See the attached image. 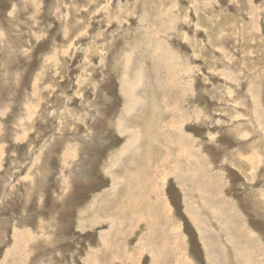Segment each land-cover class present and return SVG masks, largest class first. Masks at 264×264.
I'll use <instances>...</instances> for the list:
<instances>
[{
  "label": "rangeland",
  "instance_id": "rangeland-1",
  "mask_svg": "<svg viewBox=\"0 0 264 264\" xmlns=\"http://www.w3.org/2000/svg\"><path fill=\"white\" fill-rule=\"evenodd\" d=\"M173 120L264 264V0H0V264H240Z\"/></svg>",
  "mask_w": 264,
  "mask_h": 264
},
{
  "label": "bare ground",
  "instance_id": "bare-ground-1",
  "mask_svg": "<svg viewBox=\"0 0 264 264\" xmlns=\"http://www.w3.org/2000/svg\"><path fill=\"white\" fill-rule=\"evenodd\" d=\"M136 87H137V85L134 84L133 87H128L129 88L128 90L134 91V89ZM164 88H165L164 96L166 98V101H167V96H171V94L175 95V92H179L180 91V92L183 93V91H185V89H183V85L180 82H176L174 84V89L173 90L166 89V87H164ZM127 96H128V98H127V104L128 105H127L126 111L130 112L131 110H134V108H137L139 106V102L134 100V99H132L131 97H129L130 96L129 94ZM153 103H154V101H153ZM153 103H151L152 106L150 108L152 114L156 111V106ZM179 111H181V110H179ZM180 119H178V120L180 121ZM177 123L179 125H177ZM181 123L182 122H174V120L170 121L169 122L170 129H171L172 134L175 135V139L177 140V144H178L179 150L181 149L180 153H181V151H182L183 154L185 153L187 155L185 157L191 163V172H192V174H194V180H196V183H197L198 179L200 181L198 183V185H197L198 186L197 189L200 190V192H202V194H203L202 196H203V199H204V202H205L206 206L209 207L210 209H212L214 214H216L217 219L219 220L221 226H223L224 231H226L225 233L227 234V236L229 238V242L231 243V245H233L235 247V251H236V256H237L238 262L240 264H256L255 261L257 260V256H259L258 254H260V251L258 252V254L256 252V251L259 250L256 247L257 246L256 245L257 244L256 241H254L253 238L248 237V232H247V230L245 231L246 228L241 223H239V222L237 223L236 222L237 219H235V217H231V215H233V214H231V211H230V209L228 207L230 205H227V202L223 201V199L220 198L219 193L217 192V189H218L217 186L218 185L220 186V184L219 183L217 184L216 183L217 181L214 182L213 176L210 175L207 172V169H206V167H205V165L203 164V161H202L203 159L200 157V155H199V153L197 151L198 149L196 147V143H194V141H192L187 135L185 136V135H183L181 133ZM147 125H149V123H147ZM147 125H145L146 128L148 127ZM120 126H121V124H120ZM120 126H119V128H121ZM123 129H124L123 127L120 129L121 133H122ZM148 129L150 130L149 127H148ZM149 130H147L148 132H146V133L150 134ZM124 132H126V131H124ZM126 133H129V132H126ZM127 148H128V146H127ZM127 148H125V149H127ZM127 150H129V149H127ZM165 150H166V148H165ZM167 150H169V149L167 148ZM168 159H169V157H168ZM160 178H162V177H160ZM162 179L158 180V182L159 183L163 182ZM155 181H157V180H155ZM147 186H149V185H147ZM155 188L156 187L153 184L148 189H151L149 191H150V193L153 194ZM158 197H159V200H162L161 192H160V194L158 193ZM209 197H210V199H209ZM155 205L156 204L154 203V207H155ZM157 207H160V212H158L157 216L158 217L162 216L164 221L165 220L168 221L169 220L168 219L169 210L166 207V205H164V203H163V205L161 204L160 206H157ZM176 233H177V231H176ZM246 238H248L249 240L248 239L246 240ZM178 240L179 241L181 240L179 234H178ZM176 245H178L177 242H176ZM251 248L252 249L255 248L257 250L254 249V251H252ZM180 251H181V246H177L176 253L180 254L179 253Z\"/></svg>",
  "mask_w": 264,
  "mask_h": 264
}]
</instances>
